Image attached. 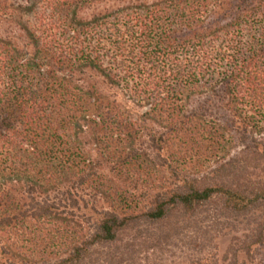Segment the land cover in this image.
Wrapping results in <instances>:
<instances>
[{
    "label": "trees",
    "instance_id": "16d2710c",
    "mask_svg": "<svg viewBox=\"0 0 264 264\" xmlns=\"http://www.w3.org/2000/svg\"><path fill=\"white\" fill-rule=\"evenodd\" d=\"M108 1L0 0V264H122L205 226L233 236L208 264H263L264 0ZM215 100L261 135L241 158Z\"/></svg>",
    "mask_w": 264,
    "mask_h": 264
},
{
    "label": "rangeland",
    "instance_id": "374dc122",
    "mask_svg": "<svg viewBox=\"0 0 264 264\" xmlns=\"http://www.w3.org/2000/svg\"><path fill=\"white\" fill-rule=\"evenodd\" d=\"M109 6H113L117 3V0H109L108 2ZM103 9V6L96 7L95 10L98 12ZM93 11L88 12L86 15L92 14ZM6 30V28H0V36H3V32ZM202 102H205L201 100ZM212 104L215 108L213 117L221 122V124H227V127L230 129L229 137L232 135L237 138L235 139V144L233 145L232 150L229 151L227 155L230 156H238L241 158V156L245 155L244 153L248 152L249 150H252L255 148V145L257 144L256 141H260L261 135L260 134H249L248 135V141L241 145V135H237V131L235 128L230 126L229 123V115L226 112V110L222 107V104L218 102V100L212 101ZM197 105V103H196ZM135 109L134 111H131L132 120L138 121L139 116L144 115L145 113L149 112L150 108H139V107H133ZM160 129V128H159ZM145 139V138H144ZM148 141V140H147ZM217 160H214L211 164H207V171L213 170L217 166ZM205 171L204 173L208 174V172ZM193 171H188L187 176L193 177L194 174ZM168 179V177H167ZM104 207L107 209L108 207L103 204ZM78 224L83 225V228L88 230L89 226L86 224H83L82 221H78L74 224L73 227L78 226ZM67 225V223H66ZM33 229V237L38 238L39 240L42 239V241L48 240L47 244L54 243L59 240V232L64 235V238L66 236L67 239H64V241L68 240V235H66V226L63 224H58L54 222H42L39 224H34ZM211 224H209V227ZM205 226L202 231L199 233L195 232H187L185 234H182L178 238L171 241L170 244L163 245L162 249H159L154 246L145 245L143 247L139 246L135 250H130L129 253H126V250L122 249V254L124 255L125 262L122 264H198L199 262H206L207 260H211L214 253L219 254V257L223 255L228 247L230 246V242L233 238L232 235L224 236L225 232L223 234L212 232L207 233V231L211 230L210 228H206ZM212 227V226H211ZM73 230V229H72ZM228 234V233H227ZM243 232H240V235H242ZM226 235V234H225ZM71 236V235H70ZM207 236L209 239H211V243H208L210 245L206 252L204 254H200V251L202 250V237ZM28 237V236H26ZM61 238V237H60ZM196 240H198L196 242ZM65 241V242H66ZM215 248H218V252L215 251ZM60 249L59 246L57 248ZM60 252L64 251V249L59 250ZM112 253V251H111ZM261 256L259 257L260 262L264 264V249L260 252ZM120 254V256L122 255ZM113 257L109 256H103L101 264H115V260H113ZM211 262V261H210ZM209 262V263H210ZM119 264V263H116ZM208 264V263H207Z\"/></svg>",
    "mask_w": 264,
    "mask_h": 264
}]
</instances>
